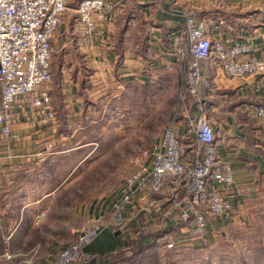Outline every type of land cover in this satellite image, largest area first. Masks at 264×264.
Masks as SVG:
<instances>
[{"label": "crops", "instance_id": "0c3cea01", "mask_svg": "<svg viewBox=\"0 0 264 264\" xmlns=\"http://www.w3.org/2000/svg\"><path fill=\"white\" fill-rule=\"evenodd\" d=\"M116 1L123 5V11L111 13L108 22L97 19L90 46L79 49L74 43L73 25L80 0H70L60 27L81 58L82 67H61V79L49 85L53 119L44 120L41 109H20L19 119L10 126L17 138L0 139V234H8L5 240H10L12 248L23 247L27 239L15 242L14 234L27 236L42 221L38 218L41 211H50L52 206V212L54 205H60V190L96 150L92 142L75 140L84 130L80 123L88 113L87 94L98 98L108 86L122 89L129 82L145 86L164 74L179 76L182 84L181 68L169 70L168 65L174 61L171 38L183 26L186 9H193L198 19L207 22L213 42L225 46L234 41L253 43L255 55L262 54L264 0ZM203 72L211 89L201 88L199 99H188L187 103L193 116L208 108L220 117L221 124L215 128L216 147L232 168V182L224 189L230 211L213 218L208 231L226 237L241 228L250 212L258 211L262 198L259 193L239 191L254 184L258 171L264 174V116L256 113V107L264 104V76L227 81L222 69L208 62ZM188 109L181 119L174 120L181 138L188 130ZM68 166L71 171L67 178ZM123 247L118 232L107 230L86 250L105 264L104 256Z\"/></svg>", "mask_w": 264, "mask_h": 264}, {"label": "built area", "instance_id": "2783aa9c", "mask_svg": "<svg viewBox=\"0 0 264 264\" xmlns=\"http://www.w3.org/2000/svg\"><path fill=\"white\" fill-rule=\"evenodd\" d=\"M69 3L70 0H0V139L17 138L11 134L10 126L19 119L20 109H41L44 120L54 118L48 92L55 52L51 39ZM122 6L116 0H80L73 25L75 46L89 47L96 20L110 21L111 13H121ZM210 35L207 22L198 19L191 8L184 12L180 31L172 35L174 61L168 69L181 68L179 99L183 105L188 99L198 100L201 88L211 89L203 72L205 62L220 67L227 81L264 76V48L256 56L253 43L234 41L225 46L213 42ZM256 113L264 116V104L256 107ZM187 123V133L181 138L175 121L168 122L158 142L133 159L120 204L114 205L112 222L117 226L114 232H120V213L134 193L152 200L167 215L186 223L188 233L200 237L208 234L213 218L229 213L224 189L232 182V168L218 153L215 127L204 110ZM44 215L41 211L38 218ZM102 218L105 216L93 219L77 241L60 252L51 264H88L95 260L102 264L86 250L100 233Z\"/></svg>", "mask_w": 264, "mask_h": 264}, {"label": "rangeland", "instance_id": "374dc122", "mask_svg": "<svg viewBox=\"0 0 264 264\" xmlns=\"http://www.w3.org/2000/svg\"><path fill=\"white\" fill-rule=\"evenodd\" d=\"M63 33L59 27L51 39L55 51L51 83L61 79V67L81 68L83 63ZM180 93L179 76L164 74L145 86L130 82L122 89L108 86L98 98L87 94L88 113L80 123L84 130L75 140L92 142L96 150L60 190V205L56 204L59 207L54 205L51 212L50 206V211H44L39 226L27 236L13 235L15 242L27 238L23 247L12 248L10 240H5L8 234H0V264H51L98 215L105 218L100 219L102 229L94 240L104 231L114 232V205L120 204L132 161L158 142L168 122L181 119L188 103L184 101L183 105ZM206 116L213 127L220 126L218 114L207 108ZM186 117L189 121L196 115L188 109ZM69 168L65 169L66 175ZM259 174L260 171L254 184L239 191L260 194L258 211L250 212L241 228L233 229L226 237L211 231L204 237L188 233L186 223L134 193L120 213L118 239L124 247L104 256L105 264H264V174Z\"/></svg>", "mask_w": 264, "mask_h": 264}, {"label": "trees", "instance_id": "16d2710c", "mask_svg": "<svg viewBox=\"0 0 264 264\" xmlns=\"http://www.w3.org/2000/svg\"><path fill=\"white\" fill-rule=\"evenodd\" d=\"M130 83V82H129ZM2 243H3V241H2V238H1V236H0V250H1V248H2Z\"/></svg>", "mask_w": 264, "mask_h": 264}]
</instances>
